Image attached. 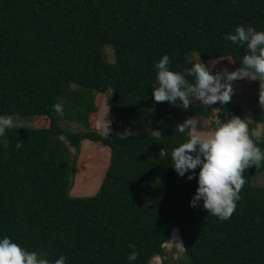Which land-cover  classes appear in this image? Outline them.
<instances>
[{
	"label": "trees",
	"instance_id": "obj_1",
	"mask_svg": "<svg viewBox=\"0 0 264 264\" xmlns=\"http://www.w3.org/2000/svg\"><path fill=\"white\" fill-rule=\"evenodd\" d=\"M241 24L264 30V0H0V115L34 117L38 125L0 135V238L49 258L62 252L67 264H129L133 250L131 264L157 256L169 264L177 228L182 264H264V187L254 185L264 162L245 170L225 220L203 201L190 206L197 179L172 167L171 150L188 139L177 123L192 116L198 131L209 132L226 117L245 119L242 108L230 100L223 110L220 102L193 105L194 96L185 108L151 95L164 54L190 83L189 60L214 73L225 59L239 68L248 49L225 34ZM97 94L110 96L112 135L61 124L89 125ZM247 124L264 150V106ZM84 141L109 147L110 162L95 195L73 197Z\"/></svg>",
	"mask_w": 264,
	"mask_h": 264
},
{
	"label": "clouds",
	"instance_id": "obj_2",
	"mask_svg": "<svg viewBox=\"0 0 264 264\" xmlns=\"http://www.w3.org/2000/svg\"><path fill=\"white\" fill-rule=\"evenodd\" d=\"M225 39L246 45L248 49L239 68L231 72L224 69L222 72L214 73L212 68L200 59L196 62L189 60L191 66L186 69V73L193 76L195 81L190 83L185 72L170 68V57L164 54L154 65L156 84L153 85L151 93L154 101H166L177 106L182 104L188 108L190 97L194 96L204 105L213 106L217 102L224 104L230 100L233 93L232 81L246 77L253 80L264 79V30L241 24L234 32L226 33ZM210 63L214 64L215 61ZM197 123L194 117L189 116L175 125L176 132L187 133L188 139L171 150L172 167L181 177L188 173V180L194 177L197 179L198 186L190 200V206L195 207L203 201L204 209L225 220L232 215L236 202L240 199L239 191L246 182L243 175L245 170L264 162V150L251 138L247 119L233 116L227 122L219 121L213 130L203 133L198 131ZM12 124L11 115H0V135H3ZM129 133L126 130L119 136L125 137ZM197 168L198 173L193 171ZM176 231L179 237L174 233ZM174 234L177 236L176 244L179 240L182 242L177 228L172 232V240ZM138 255L139 253L133 250L127 257L129 264L135 261ZM158 257L160 256L153 260H157ZM157 262L162 263L158 260ZM0 264H67V262L62 252L49 258L35 250H28L5 235L0 238Z\"/></svg>",
	"mask_w": 264,
	"mask_h": 264
},
{
	"label": "rangeland",
	"instance_id": "obj_3",
	"mask_svg": "<svg viewBox=\"0 0 264 264\" xmlns=\"http://www.w3.org/2000/svg\"><path fill=\"white\" fill-rule=\"evenodd\" d=\"M107 54L109 55L110 62H113V51L108 48ZM229 72L234 71L233 62L231 59H225L221 62ZM224 68V69H225ZM232 83L233 93L230 98L231 104L239 105L242 108L243 116L248 121L252 120L253 110L256 107L264 106V83L263 79H251V78H238ZM110 96L107 94L96 95V105L98 111L96 114L90 116L89 125H83L78 122H69L62 120L63 126H68L73 131H96L104 136H109L114 133L113 127L109 120V105L108 101ZM193 105L202 104L195 99L192 102ZM224 104H221V110H223ZM220 109H214V116L212 121H217V114ZM12 126L20 127H37L34 117H16L13 116ZM225 122H227V117ZM107 129L109 131L107 132ZM203 133V132H202ZM257 133L262 134V125H259ZM72 157H75V151L72 149ZM110 149L109 147L94 143L91 141H84L82 143L81 151L77 155V171L74 176V187L71 190V196L73 197H87L95 195L99 190L103 178L106 174L107 168L110 162ZM254 185L264 187V172L259 173L254 178ZM177 235V231L174 232ZM173 235L174 239L167 244V252L169 253L167 259L169 264H182L184 263L185 254L183 252L182 242L179 240L176 244L175 239L177 236ZM163 263V262H162ZM161 263V264H162ZM150 264H159L157 260H152Z\"/></svg>",
	"mask_w": 264,
	"mask_h": 264
},
{
	"label": "built area",
	"instance_id": "obj_4",
	"mask_svg": "<svg viewBox=\"0 0 264 264\" xmlns=\"http://www.w3.org/2000/svg\"><path fill=\"white\" fill-rule=\"evenodd\" d=\"M157 260L161 263L162 258L161 257H158Z\"/></svg>",
	"mask_w": 264,
	"mask_h": 264
}]
</instances>
